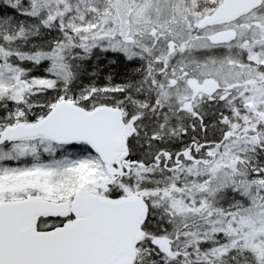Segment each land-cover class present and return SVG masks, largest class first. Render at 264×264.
Here are the masks:
<instances>
[{"label":"snow or ice","instance_id":"obj_1","mask_svg":"<svg viewBox=\"0 0 264 264\" xmlns=\"http://www.w3.org/2000/svg\"><path fill=\"white\" fill-rule=\"evenodd\" d=\"M0 264H264V0H0Z\"/></svg>","mask_w":264,"mask_h":264}]
</instances>
